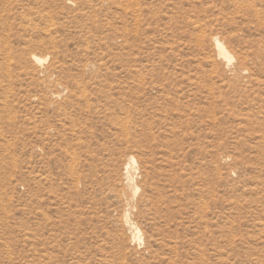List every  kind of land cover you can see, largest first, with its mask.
<instances>
[{
	"label": "rangeland",
	"instance_id": "1",
	"mask_svg": "<svg viewBox=\"0 0 264 264\" xmlns=\"http://www.w3.org/2000/svg\"><path fill=\"white\" fill-rule=\"evenodd\" d=\"M0 264H264V0H0Z\"/></svg>",
	"mask_w": 264,
	"mask_h": 264
},
{
	"label": "bare ground",
	"instance_id": "2",
	"mask_svg": "<svg viewBox=\"0 0 264 264\" xmlns=\"http://www.w3.org/2000/svg\"><path fill=\"white\" fill-rule=\"evenodd\" d=\"M213 42L215 44V47H216V50L218 52L217 54L219 55V58L222 59L227 64L228 67L232 66L233 62H234V57L232 56V54L230 53V51L228 50L226 45L218 37H216L213 40ZM33 60L38 65H40V67H42L41 65H44L45 62L47 61V59L42 58V57L37 56V55L33 56ZM58 97H56V98H58ZM60 97H61V95H60ZM126 167L125 168L127 170V174H129V176H127V177L130 180V178H131L130 170H137L138 169L137 160L134 157L131 156L129 158V163L127 164ZM131 181H133V180L131 179ZM132 183L133 182H130V185H133ZM138 191H139V189L136 187L135 190H134V193H135L134 195H136L138 193ZM124 220H125L124 222L126 223V226H128L129 229L131 230V232L133 233V237H132L133 241L138 243V241L140 242L141 240H143L142 239L143 234H142L141 229L138 228L136 225L131 223L128 213L125 215V219Z\"/></svg>",
	"mask_w": 264,
	"mask_h": 264
}]
</instances>
